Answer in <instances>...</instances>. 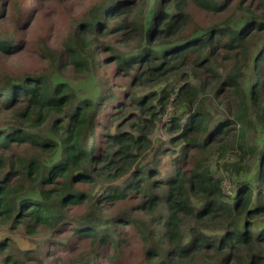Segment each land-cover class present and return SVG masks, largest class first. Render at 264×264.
I'll return each mask as SVG.
<instances>
[{
	"label": "trees",
	"instance_id": "trees-1",
	"mask_svg": "<svg viewBox=\"0 0 264 264\" xmlns=\"http://www.w3.org/2000/svg\"><path fill=\"white\" fill-rule=\"evenodd\" d=\"M48 2L53 10L72 7L73 18L74 10L84 15L75 25H63L55 38L46 33L39 41L46 66L18 73L0 70V222L11 228L17 222L30 232L35 225L55 229L65 224L64 210L71 205L102 215L107 200L124 201L133 193L141 196L140 212L167 214L157 216H161L157 221L161 233L149 264H264V223L254 222L264 217V191L258 190L264 187V147L260 152L257 149L264 146V140L250 142L248 134L256 124L264 126V0ZM190 5L211 14L212 24L196 25L187 12ZM169 10L177 13L171 15ZM15 11L0 0V20L13 25L3 31L0 25L4 61L15 59L20 35L28 32L35 17L33 9L27 22H18L21 15ZM146 13L150 23L143 20ZM101 39L111 43L100 47ZM101 51L106 57L94 69L97 78L113 64L118 76L129 80L126 98L110 86L103 90L98 82L99 97L78 102L67 84L52 83L60 72L88 74L90 53L101 56ZM219 51L233 60L224 78L212 75L211 84L204 83L202 88L186 83L160 93L150 90L139 98L134 91L182 75L190 64L211 66L207 54L214 57ZM249 72L253 75L245 79ZM104 79L109 85L108 71ZM245 80L250 82L247 89ZM202 94L211 95L223 118L212 117L213 110L205 108ZM111 106L107 129L101 123V130L94 129L99 116ZM170 107L165 129L169 143L181 146L183 153L174 159L178 163L175 177L164 180L152 168L142 173L139 170L147 165L139 164L151 150L150 136L157 122ZM181 109L188 115L185 120ZM252 109L253 116L249 115ZM43 126L49 137L33 133ZM113 126L114 133L109 130ZM215 153L219 158L236 154L237 161L228 165L233 176L229 195L222 191V179L212 172ZM124 178L129 182L123 188L112 184L111 193L102 191L94 200L90 197L89 191L96 186ZM88 218L92 219L73 230L77 238L91 240L96 248L80 257L78 264H98L96 259L105 255L109 263L115 262L106 249L111 245L117 252L123 241L116 233L120 222L114 226ZM154 221L156 217H151ZM127 224L147 240L148 231L132 221ZM97 225L101 229H95ZM3 247L2 254L6 252ZM19 262L11 253L5 257L6 264Z\"/></svg>",
	"mask_w": 264,
	"mask_h": 264
},
{
	"label": "rangeland",
	"instance_id": "rangeland-1",
	"mask_svg": "<svg viewBox=\"0 0 264 264\" xmlns=\"http://www.w3.org/2000/svg\"><path fill=\"white\" fill-rule=\"evenodd\" d=\"M6 1L7 3H10L12 8L16 9V16L21 15V17L17 20L18 22H27V20H29L28 17L30 14V10H35V17L31 21V26L29 27L28 32H22L20 35V40L22 42L21 44H19L20 46L16 47L19 53L16 55L15 59L11 61H4L2 60L3 58L1 59L0 57V70H7V72L11 71L14 73H18L19 71L28 70L34 67L37 68L46 66L47 61L41 56V44L39 41L44 38V35L46 33H49L53 38H55L56 32H58L63 25H68L69 27L71 26V24L75 25L79 21V18L84 15L83 13H78L74 10L73 12L76 13V16L73 18L71 16V12L73 10L72 7H66L64 10H53L52 8H50V2H48V0ZM215 1L218 4H221L225 0ZM114 2L115 0H105V2L103 3L112 5L114 4ZM169 12L171 13V15H175L177 13L176 11L172 10H169ZM187 12L199 27L206 28L212 24L211 14L201 11L196 7H192L191 5L188 7ZM9 14L10 12H8V15ZM148 18L149 14L146 13V16L143 19L144 22L148 21L150 23L151 19L149 18V20H147ZM89 19L90 17L87 16L86 20ZM96 22L98 23V21ZM0 25L2 26L1 31L13 28V25H10V21L0 20ZM14 31L15 29H12V32ZM110 43L111 41L108 39H101L100 47L106 46ZM100 53L103 54L102 51ZM225 55L226 53H224L223 51H219V55L214 57L207 54V59L210 61L211 66H204V68L194 67L193 64H190L188 68L182 71V75L179 74L176 76H171L167 81L160 83L157 86H153L152 88L144 87L136 89L134 91L139 98L145 96L150 90L156 93H160L163 89H166L167 91L170 89H177L178 86L186 83L193 86L201 85L202 88L204 83L211 84V81H213L215 78L212 75H217L221 78H224L226 74L231 71L233 60L226 57ZM105 57V54L98 56L97 54L92 55L90 53L89 61L91 62V72L84 75L75 74L72 70L66 71L65 73L60 72L51 79L52 83L54 82L67 84L78 102L84 99H89L92 101L96 100L99 97L100 93L98 82L102 85L103 90L107 89L110 86L111 88H113V91L116 93V95L122 93L123 97L126 98L127 93H129L127 88L129 80L127 78L119 77L113 64H109L108 66H106L107 68L97 78L94 69L98 64L103 63ZM107 71L110 74L111 79L109 85H107L106 80L104 79ZM252 75V72H249L246 75L245 79L251 77ZM249 83L248 80L244 81V84L247 85L246 89L249 87ZM201 97L203 98V100H205V108L208 111L213 110L212 117L217 118L221 115V117L223 118L225 116V114L221 113V111L217 109L216 105L212 101L210 94L208 95V97L206 96V94H202ZM172 99L173 96L171 97V100ZM118 103H120V101ZM111 108L113 107H109L104 113L99 116V122L95 124L94 129L101 130V127L99 125L100 123L104 124V131L105 129H107L106 125L108 121L106 119V115L107 113H109ZM253 112L254 111L252 109L249 115L253 116ZM179 113L183 117V120H185V118L188 116L184 109H181ZM170 118L171 107L167 109L166 114L162 118H160L161 120L157 122L155 130L150 136V140L152 143L151 150L142 156L141 162L139 164L141 167H143V165H147L144 169L139 170L142 171V173L146 174L145 170L148 168H152L153 170H158L159 179L164 180L172 179L173 177H175L178 163L174 162V159H178L179 156H181V154L183 153V149H181V146H174L169 143L170 135L167 133L165 125L170 122ZM115 126L110 127L109 129L112 133L115 132ZM33 133L43 134L44 137L50 136L49 130L45 129V126L40 129L34 130ZM248 134L251 139L250 142L263 141L264 126L256 124ZM261 137H263V140H261ZM263 147L264 146L259 145L257 148L258 152L262 151ZM163 152L166 153L164 154ZM188 153L190 152H186V154ZM234 161H237L235 153L225 154L222 158H219L218 153L212 155V172L217 177L222 179V191L226 195L231 194L233 188L231 182L229 181L233 178V176L228 168V165ZM257 161L258 160H255V168H257ZM151 178L152 177H148L147 180H151ZM156 179L158 180L157 176ZM125 180L126 178L114 183L110 182L98 185L95 189L89 191L90 197L94 200L95 197L101 194L102 191H104V193H111V190H114L110 186L112 184H115L116 187L120 186V188H123L124 182H129V180ZM249 185L253 187L255 184L252 182ZM258 190L260 192H263L264 187H258ZM256 192L257 189H254L253 195H255ZM126 197V200L119 202L111 203V200H107L106 203L108 205H106V209L103 211L102 215L93 212L87 214V210L85 207L71 205L64 210L65 220L63 222L65 224H61L59 228L55 229H48L35 225L34 232H30L23 225H20L17 222L13 224L14 228H11L9 223L0 222V245H4L3 249L4 251H6L4 254L0 252V264H6L5 257L8 253L16 256L20 261L19 264H78V260L80 259V257H84L87 254L89 255L93 251V249L96 248L92 246L91 240L83 239L80 237L77 238V233H75L73 230L77 227V224H79L80 226H84L85 223H87L86 219H92L88 217L106 221L107 224L112 223V225L114 226L117 221L120 222V224H118V227L116 228V233L120 234V238H122L123 241H121L117 252H114L112 250L111 245H109L106 249L108 255H114L115 262L109 263V261H107V255H105L99 256L98 259H96V262L98 264L151 263L149 262V258L153 254V249L156 248V245L158 244V236L159 233H161L160 226L157 222L159 220V217L161 216H159L158 218L157 216L163 212L164 216H167V214H165V211L161 212V210H159L154 216L146 215L145 213H142L138 210L139 204L142 203L141 196L130 193L127 194ZM151 217H156V221H154V223L151 222ZM130 221H132L134 224H137L141 230L149 232V234L146 235V241L141 239L134 228L127 224ZM254 222L256 223V225L259 224V222L264 223V217L258 218V221ZM97 227L95 229L100 228V226L98 225ZM254 231L258 232L260 230L254 228ZM149 248H151L152 251H149ZM195 264L201 263L196 262Z\"/></svg>",
	"mask_w": 264,
	"mask_h": 264
}]
</instances>
